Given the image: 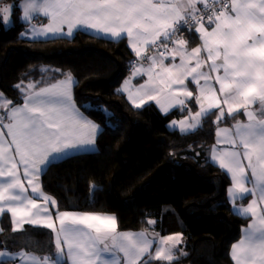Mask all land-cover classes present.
<instances>
[{"label":"snow or ice","instance_id":"snow-or-ice-1","mask_svg":"<svg viewBox=\"0 0 264 264\" xmlns=\"http://www.w3.org/2000/svg\"><path fill=\"white\" fill-rule=\"evenodd\" d=\"M17 7L33 37L85 29L126 39L135 59L117 92L134 108L178 109L183 118L170 126L182 134L214 117L210 159L230 176V203L248 220L229 258L264 264V0H0V22L7 25ZM40 18L47 22L32 23ZM40 71L63 78L21 79L13 86L20 102L0 92V221L10 214L12 233L28 242L12 251L14 238L0 240V264H175L177 253L187 255L181 233L122 231L114 215L61 210L43 190L45 170L95 146L100 126L77 105L71 72ZM136 78L143 83L134 85ZM26 225L49 230L47 251Z\"/></svg>","mask_w":264,"mask_h":264},{"label":"trees","instance_id":"trees-1","mask_svg":"<svg viewBox=\"0 0 264 264\" xmlns=\"http://www.w3.org/2000/svg\"><path fill=\"white\" fill-rule=\"evenodd\" d=\"M21 15L17 7L9 25L0 22V92L20 102L13 86L21 79L63 78L60 72L41 73V68L71 72L78 80V106L101 125L96 150L69 155L45 170L44 191L61 210L115 214L122 230L147 229L152 236L181 233L180 247L187 255L177 253L175 264H233L231 244L240 239L248 220L230 203V176L210 159L214 117L201 129L182 134L170 127L183 118L178 109L165 114L154 102L136 109L126 94L117 92L134 59L125 39L115 42L83 30L72 37L30 39L22 35L28 25ZM233 123L229 119L222 126ZM148 219L156 223L148 225ZM26 228L47 251L49 230ZM10 237L16 241L12 251L28 243L23 234L12 232L0 240Z\"/></svg>","mask_w":264,"mask_h":264},{"label":"crops","instance_id":"crops-1","mask_svg":"<svg viewBox=\"0 0 264 264\" xmlns=\"http://www.w3.org/2000/svg\"><path fill=\"white\" fill-rule=\"evenodd\" d=\"M11 21V20H10ZM41 22H43V23H46L47 22V20H46V18H40V19H37V20H33L32 21V23H34V24H37V25H39V23H41ZM66 30V29H65ZM81 30H83V31H88V32H90V33H93V34H96V35H100V36H104V37H106V38H109V39H112L113 40V38H111L110 36H107V35H104V34H102V33H98V32H96V31H94V30H85V29H80V30H76V31H74V34L77 32V31H81ZM25 34H26V36L28 37V38H30V39H46V38H53L51 35H49L48 37H33L32 35H31V33L30 32H27V31H25L24 32ZM73 34V35H74ZM126 40V39H125ZM127 41V40H126ZM197 43H199V41L197 40ZM194 46H196V44L194 45ZM133 58L135 59V56H134V53H133ZM133 59V60H134ZM130 77V73H129V75L125 78V79H128ZM62 79V78H61ZM124 79V80H125ZM144 79H146V77L144 78ZM123 80V81H124ZM139 83H143V79H141V78H136V79H134L133 80V84L135 85V84H139ZM122 84H123V82H122ZM122 84H121V86H122ZM74 98H75V87H74ZM77 103V102H76ZM78 105V104H77ZM159 107V106H158ZM172 110H174V109H172ZM172 110H170V111H172ZM82 112H84L83 110H81ZM84 114L89 118V119H91L93 122H95L96 124H98L99 126H100V131H101V125L95 120V119H93L92 117H90L89 115H87L85 112H84ZM182 119V118H181ZM245 118L243 117V119H241V120H244ZM178 120H180V119H178ZM175 121V120H174ZM225 126H229V125H225ZM231 126V125H230ZM100 131L98 132V134L100 133ZM97 137H98V135H97ZM216 139V138H215ZM215 144V143H214ZM213 144V145H214ZM97 149V141H96V144H95V146H93V147H90V148H88V149H86V150H80V151H73V152H70L67 156H69V155H72V154H75V153H79V152H88V151H94V150H96ZM67 156H62L60 159H63V158H65V157H67ZM217 165V164H216ZM41 179H42V177H41ZM43 186V185H42ZM44 190V189H43ZM48 194V193H47ZM51 196V195H50ZM53 197V196H52ZM229 198V197H228ZM249 199H250V197H249ZM248 202V201H247ZM246 204V203H245ZM78 212H82V211H78ZM236 212V211H235ZM93 213H98V214H101V215H105V214H109V215H114L115 217H116V215L115 214H112V213H105V212H93ZM237 213V212H236ZM238 214V213H237ZM117 218V217H116ZM118 221V220H117ZM27 226V225H26ZM25 226V227H26ZM0 227H3L4 229H5V231H4V233H11L12 231H11V225H10V214L9 215H5L4 217H3V220L2 221H0ZM244 228V227H243ZM242 228V229H243ZM120 230H122V229H120ZM122 231H131V232H140V231H143V230H131V229H128V230H122ZM149 235L150 236H152L150 233H149ZM241 235H242V231H241ZM240 238H241V236H240ZM237 242V241H236Z\"/></svg>","mask_w":264,"mask_h":264},{"label":"rangeland","instance_id":"rangeland-1","mask_svg":"<svg viewBox=\"0 0 264 264\" xmlns=\"http://www.w3.org/2000/svg\"><path fill=\"white\" fill-rule=\"evenodd\" d=\"M9 24H10V23H9ZM9 24H7V25H9ZM24 36H26V34H24ZM3 94H4V93H3ZM4 95H5V94H4ZM5 96H6V95H5ZM6 97H7V96H6ZM7 98H8V97H7ZM9 99H10V98H9ZM175 121H177V122H178L179 120H178V119H176ZM171 124H172V123H171ZM171 124H170V125H171ZM170 127H172V128H178V129H179V126H178V124H177V126H175V127H173V126H170ZM182 236H183V235H182ZM178 247H179V248H181V247H180V245H178ZM181 249H182V248H181Z\"/></svg>","mask_w":264,"mask_h":264}]
</instances>
